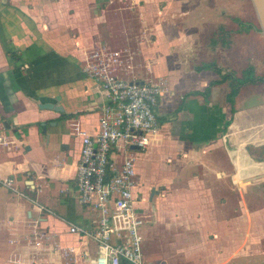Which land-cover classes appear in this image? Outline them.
Returning a JSON list of instances; mask_svg holds the SVG:
<instances>
[{
  "label": "crops",
  "instance_id": "1",
  "mask_svg": "<svg viewBox=\"0 0 264 264\" xmlns=\"http://www.w3.org/2000/svg\"><path fill=\"white\" fill-rule=\"evenodd\" d=\"M242 2L0 0V125L13 141L0 152V178L52 211L32 215L76 249L74 263L60 264H87L82 254L97 253L67 233L68 224L96 219L75 187V131L96 134L107 103L82 61L97 42L110 45L111 15L122 13H135L136 78L164 79L167 88L156 108L160 131L135 155L136 207L156 218L139 232L144 255L152 264H264V39L241 20ZM210 64L229 77L196 71ZM248 68L262 81L233 94ZM111 158L120 162L118 149ZM28 208L0 185V264L23 230L4 224Z\"/></svg>",
  "mask_w": 264,
  "mask_h": 264
},
{
  "label": "built area",
  "instance_id": "2",
  "mask_svg": "<svg viewBox=\"0 0 264 264\" xmlns=\"http://www.w3.org/2000/svg\"><path fill=\"white\" fill-rule=\"evenodd\" d=\"M136 55L129 48L97 42L82 61L83 74L96 83L107 100L96 134L88 135L78 128L75 131L80 138L75 187L80 205L93 211L96 219L89 226L68 224L67 233L95 245L94 256L85 252L81 256L87 264H152L145 258L139 233L144 219L136 207L135 155L160 131L156 108L167 88L164 79L136 78ZM11 145L13 141L1 124L0 152ZM114 149L121 153L118 164L111 158ZM0 185L29 207L21 218L4 224L23 228L9 240L13 251L5 264L74 263L76 249L63 247L32 215V211L52 215V211L19 189L12 177H1Z\"/></svg>",
  "mask_w": 264,
  "mask_h": 264
},
{
  "label": "rangeland",
  "instance_id": "3",
  "mask_svg": "<svg viewBox=\"0 0 264 264\" xmlns=\"http://www.w3.org/2000/svg\"><path fill=\"white\" fill-rule=\"evenodd\" d=\"M111 17H112V19H110V27H111L110 32L111 33H109L110 36H108L109 38L107 39V42L114 48H117V49L118 48H129L131 50H134V52H136L137 54L138 48H137L136 40L134 37L136 34H138V27H137V23L135 20V13H122L121 15L115 14L113 16L111 15ZM240 18L244 22L251 21L258 26L255 13H254L250 0L248 1L243 0ZM134 64H135V68H134L135 71L142 70L141 61L138 55H136L135 57ZM140 161L138 160L136 161V163H140ZM152 204L154 205V201H152ZM143 214L145 215L144 220L147 221L145 224V227L150 228L156 223L155 213L154 212L152 213L149 207H147L144 210ZM2 238L3 237L1 236V239ZM0 245H1V242H0ZM145 258L147 261H150V259L146 256V254H145Z\"/></svg>",
  "mask_w": 264,
  "mask_h": 264
},
{
  "label": "trees",
  "instance_id": "4",
  "mask_svg": "<svg viewBox=\"0 0 264 264\" xmlns=\"http://www.w3.org/2000/svg\"><path fill=\"white\" fill-rule=\"evenodd\" d=\"M202 70H212L216 74L220 76V81L226 80L229 75L227 74H222L221 70L218 69V67L215 64H210V65H202L199 67H196V71H202ZM262 79H259L253 75V69L248 68L243 72L242 78L239 80H236V84L231 86L232 93L235 94L238 90V87L240 85L245 84L246 82H251V84H257L258 82H261ZM121 264H127L126 262H121Z\"/></svg>",
  "mask_w": 264,
  "mask_h": 264
},
{
  "label": "water",
  "instance_id": "5",
  "mask_svg": "<svg viewBox=\"0 0 264 264\" xmlns=\"http://www.w3.org/2000/svg\"><path fill=\"white\" fill-rule=\"evenodd\" d=\"M250 1L255 13L260 34L264 39V0H250ZM40 109H48V110H53L55 112H62L61 108L51 104L40 105ZM6 128L8 129L7 123H6Z\"/></svg>",
  "mask_w": 264,
  "mask_h": 264
},
{
  "label": "flooded vegetation",
  "instance_id": "6",
  "mask_svg": "<svg viewBox=\"0 0 264 264\" xmlns=\"http://www.w3.org/2000/svg\"><path fill=\"white\" fill-rule=\"evenodd\" d=\"M150 199H151V195H149V196H148V199H147V201L149 202V201H150Z\"/></svg>",
  "mask_w": 264,
  "mask_h": 264
}]
</instances>
